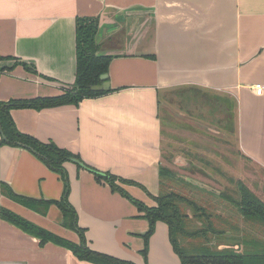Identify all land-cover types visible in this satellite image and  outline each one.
Instances as JSON below:
<instances>
[{"label":"crops","instance_id":"1","mask_svg":"<svg viewBox=\"0 0 264 264\" xmlns=\"http://www.w3.org/2000/svg\"><path fill=\"white\" fill-rule=\"evenodd\" d=\"M78 16L98 19L99 53L111 56L108 89L76 105L17 107L10 115L20 132L83 164L63 165L67 200L89 248L134 264H181L162 221L144 260V212L96 174L137 183L116 182L156 205L151 196L161 192L164 167L160 109L176 88L232 102L238 150L264 169V0H0V102L72 88ZM8 188L29 202L12 199ZM63 191L61 176L33 151L0 145V208L77 243L57 204ZM0 264L93 263L54 242L42 244L0 216Z\"/></svg>","mask_w":264,"mask_h":264},{"label":"trees","instance_id":"2","mask_svg":"<svg viewBox=\"0 0 264 264\" xmlns=\"http://www.w3.org/2000/svg\"><path fill=\"white\" fill-rule=\"evenodd\" d=\"M97 29L98 19L96 17H76V77L70 90L57 96L0 102V145L30 149L49 168L61 176L64 181V191L61 200L57 201V204L61 209L64 225H69L76 231L79 236V242L75 243L59 237L4 207L0 208V216L2 219L14 224L23 231L38 237L42 244L51 241L68 248L79 260H85L93 264H134L94 251L87 246L84 231L77 226L75 220L76 213L67 200L68 180L63 165L65 162L73 158L77 159L78 157L52 142L44 143L30 135L20 132L16 128L10 115V110L17 107L41 109L63 104L76 105L85 97H93L104 93V90L94 91L91 89L92 85H98L102 82L100 76L107 73L111 60V56L99 53V43L96 40ZM171 175L172 171L170 169L163 166L159 167L161 184L164 182L166 183V180H168ZM96 177L99 180H105L114 190L123 193V195L133 201L138 208L144 212V217L149 223L147 231L142 235L144 239V248L141 252L145 261L148 252L149 237L154 231L155 223L157 221H162L166 223L169 228V239L181 264H264V243L256 241H243L245 247H249L247 251L239 250L240 246L238 243L233 244L234 246L222 245L220 243L217 245L216 250L210 247L192 248L190 250L183 248L179 244V236L203 238L205 241H207L208 234H213L217 238L228 237L227 231L216 229L213 222L209 219L205 228L197 229L191 233L186 231L183 219L188 218V216L181 214L177 201L186 202L193 206L196 211L201 212L202 210L197 207L194 201H190L174 192L163 194L161 191L157 197L150 195L154 199L156 205L148 207L141 201L129 196L116 182H130L135 185H137V183L118 179L108 173H97ZM2 186L3 190L7 188L5 184ZM238 191L239 199L235 202V205L238 208L240 216L246 221H252L264 226V202L255 197L243 184L239 185ZM6 192L12 199L18 200L23 204L29 202V200H25L18 196L9 188ZM202 216H205L203 211Z\"/></svg>","mask_w":264,"mask_h":264},{"label":"rangeland","instance_id":"3","mask_svg":"<svg viewBox=\"0 0 264 264\" xmlns=\"http://www.w3.org/2000/svg\"><path fill=\"white\" fill-rule=\"evenodd\" d=\"M163 97L162 162L172 175L162 183L161 191L194 201L205 214L177 201L181 214L188 216L183 219L188 233L205 228L208 219L216 229L228 232L225 238L208 234L207 241L179 236V244L186 250H216L220 243H238L239 250L247 251L245 240L264 243V226L244 220L235 205L240 184L264 202V169L238 150L232 102L184 88L170 90Z\"/></svg>","mask_w":264,"mask_h":264},{"label":"water","instance_id":"4","mask_svg":"<svg viewBox=\"0 0 264 264\" xmlns=\"http://www.w3.org/2000/svg\"><path fill=\"white\" fill-rule=\"evenodd\" d=\"M100 79L102 80V82L98 85H92L91 89L94 91H99V90H107L109 87V83L107 81V73H104L100 76ZM72 161L79 163L81 165H83L78 159L73 158L71 159Z\"/></svg>","mask_w":264,"mask_h":264},{"label":"built area","instance_id":"5","mask_svg":"<svg viewBox=\"0 0 264 264\" xmlns=\"http://www.w3.org/2000/svg\"><path fill=\"white\" fill-rule=\"evenodd\" d=\"M253 88H254L256 94L260 95L263 93V86L262 85L255 84Z\"/></svg>","mask_w":264,"mask_h":264}]
</instances>
